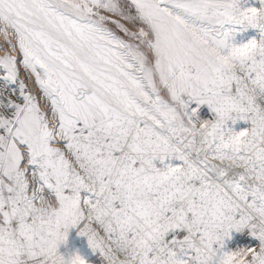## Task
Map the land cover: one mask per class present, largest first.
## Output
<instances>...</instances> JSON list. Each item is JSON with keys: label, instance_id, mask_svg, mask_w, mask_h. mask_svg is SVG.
<instances>
[{"label": "snow or ice", "instance_id": "6c2138e0", "mask_svg": "<svg viewBox=\"0 0 264 264\" xmlns=\"http://www.w3.org/2000/svg\"><path fill=\"white\" fill-rule=\"evenodd\" d=\"M74 226L104 264H264V0H0V264H90Z\"/></svg>", "mask_w": 264, "mask_h": 264}, {"label": "built area", "instance_id": "2783aa9c", "mask_svg": "<svg viewBox=\"0 0 264 264\" xmlns=\"http://www.w3.org/2000/svg\"><path fill=\"white\" fill-rule=\"evenodd\" d=\"M251 35H255V30L249 29L247 33L239 35L237 37V39L238 40H245ZM244 126H247V124H245V122H242V121L238 122L236 125L237 129H239L240 127H244ZM254 243H258V241L256 240L255 237H253L249 233V231L247 229H245L243 231L233 230L231 236L229 238H227V240L225 242V250H234L238 247L249 246V245H252ZM93 253H94V251L92 252V254ZM95 254H97V253H95ZM89 260L93 264H104V261L101 260L100 257H96L95 255Z\"/></svg>", "mask_w": 264, "mask_h": 264}, {"label": "rangeland", "instance_id": "374dc122", "mask_svg": "<svg viewBox=\"0 0 264 264\" xmlns=\"http://www.w3.org/2000/svg\"><path fill=\"white\" fill-rule=\"evenodd\" d=\"M91 250L92 248L88 242L87 236L80 235L79 228L75 226L72 229H70L67 241L61 243L60 245V252L64 255H69L75 252H79L89 262H90L89 259H91L94 255L96 257H100L101 260L104 261V257L99 252V250H94L93 254ZM90 264H93V263L90 262Z\"/></svg>", "mask_w": 264, "mask_h": 264}, {"label": "bare ground", "instance_id": "6f19581e", "mask_svg": "<svg viewBox=\"0 0 264 264\" xmlns=\"http://www.w3.org/2000/svg\"><path fill=\"white\" fill-rule=\"evenodd\" d=\"M94 250L92 249L91 252H93Z\"/></svg>", "mask_w": 264, "mask_h": 264}]
</instances>
